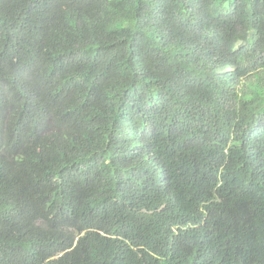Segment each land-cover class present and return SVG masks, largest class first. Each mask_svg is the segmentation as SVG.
I'll return each mask as SVG.
<instances>
[{"label": "trees", "instance_id": "obj_1", "mask_svg": "<svg viewBox=\"0 0 264 264\" xmlns=\"http://www.w3.org/2000/svg\"><path fill=\"white\" fill-rule=\"evenodd\" d=\"M0 264H264V0H0Z\"/></svg>", "mask_w": 264, "mask_h": 264}]
</instances>
